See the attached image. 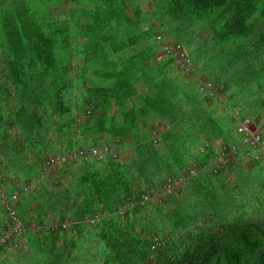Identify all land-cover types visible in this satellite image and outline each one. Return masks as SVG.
I'll return each instance as SVG.
<instances>
[{"label":"trees","instance_id":"obj_1","mask_svg":"<svg viewBox=\"0 0 264 264\" xmlns=\"http://www.w3.org/2000/svg\"><path fill=\"white\" fill-rule=\"evenodd\" d=\"M143 1L0 0V169L12 168L0 187L11 201L18 181L38 186L12 203L25 234L1 247L0 264H27L34 247L48 264L82 252L93 264H264V163L238 132L264 120V80L249 84L264 73V0H154L157 26L142 22ZM203 31L226 46L205 47L204 62L189 48ZM166 38L226 103L159 57ZM104 147L113 153L43 172L50 154ZM185 175L184 193L163 194ZM11 225L0 193V238Z\"/></svg>","mask_w":264,"mask_h":264},{"label":"built area","instance_id":"obj_2","mask_svg":"<svg viewBox=\"0 0 264 264\" xmlns=\"http://www.w3.org/2000/svg\"><path fill=\"white\" fill-rule=\"evenodd\" d=\"M167 39V38H166ZM158 40H163L161 37ZM162 51L164 55L174 56L176 64L180 71H182L188 78L192 80H196L197 85L199 86L200 91L207 93H212L213 85L208 82L206 77L197 76L195 74L196 66L192 62L189 56L185 53L183 48L178 44L175 45V42L171 43L167 39L162 46ZM257 126L251 124L249 121L244 122L238 128L239 135L241 136L243 142L254 150L255 152L250 155L251 160L257 161L259 163H264V120L259 121ZM237 149L233 148L232 152L236 154ZM104 152H100L98 149L92 148L88 151L78 150L72 154L65 156H54L49 158L45 164L43 165L44 174L51 173L53 171H58L66 167L68 164L75 163L80 160H89L94 158L99 160L103 157ZM223 159L217 160V165H223ZM18 191L11 198V201L6 199V196L3 192V189L0 187V193L2 198L4 199V204L6 205V209L8 210L10 219L12 221V225L8 226L5 229L4 235L0 238V249L1 247L8 241V239L12 238L14 235H23L25 232L23 230V226L21 221L17 218V213L15 208L12 206L13 204H17L19 200V195L23 193H29L31 190V186H25L23 189L20 188V184L16 183ZM159 197V196H157ZM151 200V197L145 196L143 198V202H147ZM95 221H99L97 217ZM95 221H91L94 223ZM69 225H63V228ZM37 232V229H36Z\"/></svg>","mask_w":264,"mask_h":264},{"label":"rangeland","instance_id":"obj_3","mask_svg":"<svg viewBox=\"0 0 264 264\" xmlns=\"http://www.w3.org/2000/svg\"><path fill=\"white\" fill-rule=\"evenodd\" d=\"M140 6H141V9H142V11L144 13L143 16H142V19H143L142 22L143 21H146V25L145 26H147V25H149V26H157L160 23L159 20L157 19V16H155L153 14L151 15V12L153 10L155 11V8H156L154 0H144L141 3ZM198 25L199 24L195 23L193 26L194 27L195 26L198 27ZM200 30H203V28L201 26H200ZM162 31L164 32V30H162ZM187 32L188 33H191L192 32L191 27L187 26L186 27V32L183 31V30H181V32H179L178 34H179V36L185 37ZM205 33H207V32L203 31V33H200V39H198L197 41H196V36H194L192 34V39H191L192 42L190 41L191 42V45L189 46V48H190V56H191V58H193V60L196 59V60H201L202 62H204V58L206 56V52H203V51L206 49L205 47H207V46L210 47V49H211L210 52L214 56H217L218 54H220V52L222 51V46H225V45H223L221 43H218L215 40H213L211 38V36H209L208 38L203 39L204 38L203 35ZM162 53L163 52H161V55H159V57H162V55H163ZM209 58L210 57H208V59ZM209 60H210V62L213 61L212 59H209ZM205 63H206V60H205ZM208 63H209V61H208ZM200 64H201L200 66H202V63H200ZM220 71H221V73H222L223 76H226V74L228 73V68H226L225 64L222 65ZM206 75L208 76L209 73L207 72ZM263 80H264V73L262 75H260V76L255 77L253 79V81H251L249 84L252 85V89L253 88H257L256 90H258V88H260L263 85V83H262ZM237 84L240 85V86H242V83H237ZM212 94H214L215 98L217 97L216 101H218V102L226 103L227 100H228L227 96L225 98H223V96L220 93L217 92V89H213ZM77 98L78 97L75 94H73L70 97L71 103H76L77 102ZM224 111H225V108H223L222 110H220L221 113H223ZM44 117L47 120L46 123L47 124H50L49 122H51V121H49L48 117L47 116H44ZM82 120H83L82 118H79V121L80 122ZM51 133H52L51 134V137H52L51 139H52L53 142H55L56 141V136H54L53 131ZM107 148L108 147H104V155H109V154L113 153L110 150H108ZM95 149H98L99 150V148H95ZM50 155L51 156L52 155L59 156V155H61V153H58V154H50ZM212 165L215 166V163L213 162ZM3 169L4 168H1L0 169V172L1 173H5L8 170L9 171H12V168L11 167L9 169H7V170L6 169L3 170ZM245 169H246V172H254V167L253 166H250V164H247L245 166ZM259 171H261L264 174V166L261 169H259ZM198 172H199V170L193 168V170H191V175L193 174V176H196V175H198V174H196ZM54 173H55V171H53L51 173H47V175L48 176H52ZM208 173H210V172H208ZM188 179H191V177H188V176L185 175V178L182 180L183 182H178V183L177 182H174L173 185L166 186V188L163 190L164 191L163 194L165 192L168 193V194L174 193V192H177L179 194L184 193V190H185V186L184 185L187 184ZM260 179H261V188L262 187L264 188V175H260ZM229 181H233V180H229ZM18 183L20 184L19 181H18ZM233 183H234V185H236V181L235 182L233 181ZM257 184H260L259 181H257ZM37 190H38V186L35 185L33 187L31 186V190L29 192L35 193ZM248 190L249 189L247 188V192H245L246 193V196H248V198L246 197V200L248 201L249 204H255L256 201H253V198H256V197H254L253 195L256 194L257 192H252L251 191V193H250V192H248ZM261 192L264 193V189L261 190ZM155 198L156 199H153V197H151L152 200H156V201L159 202V197H155ZM258 198L262 201V204L259 207H262V206L264 207V205H263L264 204V195H263L262 199H261V196H258ZM36 209H38V207H36ZM50 225H51L52 228H55L57 226V223H53V224H50ZM66 227H68V226H66ZM32 229L33 230H32V235L31 236L35 240V239H37V237L39 236V234H37V232H36V229L37 228H35L33 226ZM23 230H24V226H23ZM24 232H25V230H24ZM20 240L21 241L19 243H20V246H23V251L29 252L31 250V248L29 246V242H28L27 238L25 237V238H22ZM35 246H37V245L35 244ZM32 249H33V251H32V257L30 259H28L29 264H48L47 262H48L49 257H51L52 259L55 258L52 255H49L48 257L45 258V253H42L36 247H34ZM79 257L81 258L80 261H74L71 264H93V263L88 262L90 260L88 259V256H87V253L86 252H82L81 254H79ZM15 258H16L15 256L10 255V256H8L7 262H10L11 260H15ZM62 260H59L58 259L56 261V263L57 264H68L65 259H62ZM28 262H27V264H28Z\"/></svg>","mask_w":264,"mask_h":264}]
</instances>
